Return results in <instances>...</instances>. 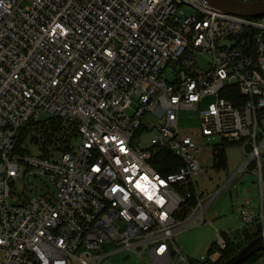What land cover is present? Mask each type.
<instances>
[{
  "label": "built area",
  "instance_id": "obj_1",
  "mask_svg": "<svg viewBox=\"0 0 264 264\" xmlns=\"http://www.w3.org/2000/svg\"><path fill=\"white\" fill-rule=\"evenodd\" d=\"M183 110L199 111L197 131L180 132ZM143 133L149 148L135 142ZM223 143L245 158L232 179L257 176L259 214L248 196L241 220L261 223L264 239V17L202 0H0V264H103L110 243L190 264L178 236L208 222L218 195H198L196 155L213 162ZM164 150L183 163L175 173L151 164ZM215 244L226 248L222 233Z\"/></svg>",
  "mask_w": 264,
  "mask_h": 264
},
{
  "label": "rangeland",
  "instance_id": "obj_2",
  "mask_svg": "<svg viewBox=\"0 0 264 264\" xmlns=\"http://www.w3.org/2000/svg\"><path fill=\"white\" fill-rule=\"evenodd\" d=\"M184 13L192 14V11L185 8ZM227 44L229 45L230 42H227ZM196 63L200 70L206 71L209 68L210 56L201 55L197 58ZM163 78L164 80L171 81L173 74L169 72ZM214 100V97L206 99L203 106L205 107L209 102H213ZM199 127V111L183 110L180 112V132L197 131ZM150 138L148 133H143L135 139V142L137 141L138 146L142 149L149 148L151 146ZM219 141L220 139H216L213 143L216 144ZM23 147L32 156H37L39 153L38 149L30 143L29 138L23 144ZM226 155L228 169L220 172L212 167L213 162L210 151L196 155L201 163V170L194 178L198 195L202 199H206V201H209L215 194L218 193V195L210 203L205 212L206 219L209 222L196 227L189 225L178 236L177 245L192 260L200 261L202 257H205V261L215 262L218 259V251L215 254H209V250L216 243L218 233H222L225 238L237 244L244 239V228L251 233L262 229L261 223L257 221L245 225L241 220V212L248 209L245 204L248 196L253 198L252 212L255 216L259 214L257 176L255 173H241L232 179L245 161V158L240 147L237 145H230L227 148ZM18 191L17 189L16 192ZM101 252V254L109 255L103 264H152L147 252H144L140 257L133 251L123 250L121 245L115 243L105 244ZM256 264H264V258L261 257Z\"/></svg>",
  "mask_w": 264,
  "mask_h": 264
},
{
  "label": "trees",
  "instance_id": "obj_3",
  "mask_svg": "<svg viewBox=\"0 0 264 264\" xmlns=\"http://www.w3.org/2000/svg\"><path fill=\"white\" fill-rule=\"evenodd\" d=\"M264 1V0H260ZM226 99L230 100L233 102L235 105L237 104L236 100L237 96L235 94L230 95H223ZM31 129L35 133V135H39L43 139V147L50 146V125L45 126L44 124H32ZM53 132L58 131L56 129H51ZM29 133L27 130H24L21 133V138H20V144L28 137ZM34 141V139L32 140ZM230 146V144L223 143L220 146H216L214 156H213V168L216 171H226L228 169V160H227V148ZM151 164L153 168L159 172L162 175H168L171 173H175L178 171L182 166L183 163L181 159H179L175 154L164 150V151H159L156 152L151 160ZM192 190V189H191ZM193 191V190H192ZM196 200L195 198L191 199L188 201V205L184 210V215H186L189 211V209L195 207L196 205ZM262 229H259L256 232H250L247 229L244 228L243 230V236L244 239L240 243H233L227 238H225L226 242V248L225 249H219L216 244H213L212 248L209 250V254H215L217 251L219 252V257L215 262L212 261H199V260H192L190 259V264H225L227 260H229L231 257L236 255L242 248L247 246L251 241L254 239L258 238L261 236ZM261 258V253L255 254L254 256L246 259L244 262L241 264H256V262Z\"/></svg>",
  "mask_w": 264,
  "mask_h": 264
},
{
  "label": "water",
  "instance_id": "obj_4",
  "mask_svg": "<svg viewBox=\"0 0 264 264\" xmlns=\"http://www.w3.org/2000/svg\"><path fill=\"white\" fill-rule=\"evenodd\" d=\"M210 7L223 13L245 17V18H263L264 1H258L250 4L242 3L238 0H202ZM264 239L262 236L251 241L242 248L236 255L226 261L225 264H241L246 259L260 253L263 250Z\"/></svg>",
  "mask_w": 264,
  "mask_h": 264
},
{
  "label": "crops",
  "instance_id": "obj_5",
  "mask_svg": "<svg viewBox=\"0 0 264 264\" xmlns=\"http://www.w3.org/2000/svg\"><path fill=\"white\" fill-rule=\"evenodd\" d=\"M237 171H238V170H237ZM213 217H214V216H213ZM215 217H216V215H215ZM215 217H214V218H215ZM205 219H206V216H205ZM206 220H207V219H206ZM207 221H208V220H207ZM208 222H209V221H208Z\"/></svg>",
  "mask_w": 264,
  "mask_h": 264
}]
</instances>
